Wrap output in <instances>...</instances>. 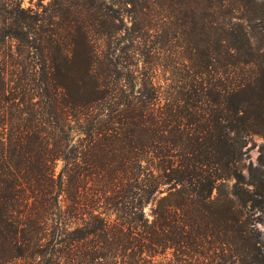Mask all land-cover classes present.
<instances>
[{
	"label": "trees",
	"instance_id": "1",
	"mask_svg": "<svg viewBox=\"0 0 264 264\" xmlns=\"http://www.w3.org/2000/svg\"><path fill=\"white\" fill-rule=\"evenodd\" d=\"M38 1L0 0V264H264V0Z\"/></svg>",
	"mask_w": 264,
	"mask_h": 264
},
{
	"label": "rangeland",
	"instance_id": "2",
	"mask_svg": "<svg viewBox=\"0 0 264 264\" xmlns=\"http://www.w3.org/2000/svg\"><path fill=\"white\" fill-rule=\"evenodd\" d=\"M49 2V0H43L42 5H45ZM39 1L38 0H24L23 2V6L25 8L27 7H31L33 9H36L35 4H38ZM124 15H126L128 17L129 13L124 11L123 12ZM125 17L124 19V26H127L128 28H131V23L129 21V19ZM143 34V31L140 33ZM152 44L150 42V38L147 37L146 35L142 36V38H140V40L137 41V43H133L132 45H126L127 48V53H130L129 55H135V57L130 61L129 63L132 62L135 64V66L132 68V70L135 71L134 74L130 75V77L133 78L134 82H135V88L134 91H144L147 88V82H149V79L152 75L151 73V65H155L157 64V71L154 75V79H153V83L154 86L157 88H164V85L166 83V79L170 78L171 75L167 72V63L166 61H164L163 58V54L160 55L159 57L156 55V53L154 54V48L151 49ZM155 46V45H154ZM158 46V45H157ZM122 48V45L119 46V49ZM119 53V50H118ZM123 61L128 62V58H126V56H123ZM119 61L121 62V58H119ZM156 69V66H155ZM121 88L115 89V93L119 92ZM121 91V90H120ZM264 140L259 137V136H251L246 144V147L244 149V154H243V158L241 160V162L239 163V170L240 172L244 175L247 176V173L249 171L250 168H253L257 165L258 163V159H259V148L260 146L263 144ZM62 167V163L59 161L56 164L55 167V172L56 174L60 171ZM233 183V181H230L229 186H231V184ZM216 193L214 192L213 195H215ZM153 209V204H148L146 207H144V213L145 216L151 219V212ZM247 210V209H246ZM247 212V211H245ZM249 220L251 221H258L257 219H261V217L259 216L260 213L256 212L253 213L252 211L247 213ZM256 227L258 228V230L261 232L262 237L264 239V222H256Z\"/></svg>",
	"mask_w": 264,
	"mask_h": 264
}]
</instances>
